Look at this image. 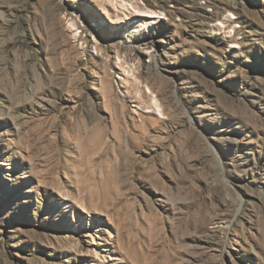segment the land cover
Wrapping results in <instances>:
<instances>
[{"label": "rangeland", "instance_id": "obj_1", "mask_svg": "<svg viewBox=\"0 0 264 264\" xmlns=\"http://www.w3.org/2000/svg\"><path fill=\"white\" fill-rule=\"evenodd\" d=\"M0 264H264V0H0Z\"/></svg>", "mask_w": 264, "mask_h": 264}, {"label": "bare ground", "instance_id": "obj_2", "mask_svg": "<svg viewBox=\"0 0 264 264\" xmlns=\"http://www.w3.org/2000/svg\"><path fill=\"white\" fill-rule=\"evenodd\" d=\"M92 132V131H91ZM102 136V138H105V136H106V134H103L102 132H99V131H95V133H94V135H93V133H92V137H91V139L90 138H88V142L86 143V145H85V149H90V148H93V145H94V139H96V137H101ZM106 184L107 183H104V186H103V189L102 190H96V191H93L92 193H91V195L93 196V197H101V196H103L104 194V197H107L106 195H107V193L109 192V189H107V186H106Z\"/></svg>", "mask_w": 264, "mask_h": 264}]
</instances>
